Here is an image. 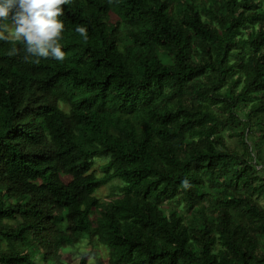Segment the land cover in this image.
Returning <instances> with one entry per match:
<instances>
[{"label":"trees","instance_id":"obj_1","mask_svg":"<svg viewBox=\"0 0 264 264\" xmlns=\"http://www.w3.org/2000/svg\"><path fill=\"white\" fill-rule=\"evenodd\" d=\"M63 7V61L0 22V264H264V0Z\"/></svg>","mask_w":264,"mask_h":264},{"label":"clouds","instance_id":"obj_2","mask_svg":"<svg viewBox=\"0 0 264 264\" xmlns=\"http://www.w3.org/2000/svg\"><path fill=\"white\" fill-rule=\"evenodd\" d=\"M65 5L71 6V0H0V22L9 20L10 13L13 27L4 26L3 31L9 32L13 42L24 45L25 62L39 63L41 58L52 57L63 61L65 53L59 41L65 25L59 17ZM75 31L87 39V29L77 26ZM0 39L6 37L0 34ZM10 54H16L13 48ZM187 185V181L184 182Z\"/></svg>","mask_w":264,"mask_h":264},{"label":"rangeland","instance_id":"obj_3","mask_svg":"<svg viewBox=\"0 0 264 264\" xmlns=\"http://www.w3.org/2000/svg\"><path fill=\"white\" fill-rule=\"evenodd\" d=\"M63 105V104H62ZM63 107L67 110V108L63 105ZM104 162L101 160L96 163V167L99 170V166ZM65 179H69V177H64ZM112 191L110 184L104 186L98 190L97 195L103 200L109 199V195ZM64 257L67 261H71L72 263H77L82 255H86L90 264H97L98 257L105 258L106 257V249L102 245H93L90 242L84 241L80 246H68L63 249Z\"/></svg>","mask_w":264,"mask_h":264}]
</instances>
